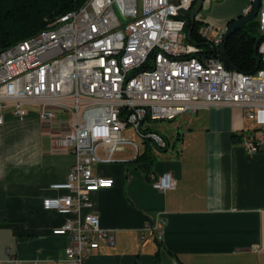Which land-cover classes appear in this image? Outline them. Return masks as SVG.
Masks as SVG:
<instances>
[{
  "label": "crops",
  "instance_id": "1",
  "mask_svg": "<svg viewBox=\"0 0 264 264\" xmlns=\"http://www.w3.org/2000/svg\"><path fill=\"white\" fill-rule=\"evenodd\" d=\"M251 1L203 0L202 22L225 27ZM59 114L44 119L29 106L24 117L6 112L0 124L2 261L67 264L69 239L52 234L67 217L42 206L45 198L66 193L50 185L64 182L75 160L59 144L68 131ZM167 121L150 126L164 137L163 147L137 144L136 157L149 145L152 161L136 159L127 145L116 149V161L92 165L94 175L113 179L110 188L89 195L112 243L98 240L85 264H264V125L225 104ZM240 131L253 133L258 151L243 148ZM123 134L135 137L131 128ZM98 153L107 154L102 147ZM163 172L176 179L174 189L152 187Z\"/></svg>",
  "mask_w": 264,
  "mask_h": 264
},
{
  "label": "built area",
  "instance_id": "2",
  "mask_svg": "<svg viewBox=\"0 0 264 264\" xmlns=\"http://www.w3.org/2000/svg\"><path fill=\"white\" fill-rule=\"evenodd\" d=\"M193 3L92 0L84 15L54 23L41 37L0 52V124L6 112L24 117L29 106H36L44 119L55 112L68 115V131L59 144L70 148L75 160L66 180L50 185L66 193L42 202L44 209L67 217L52 230L69 239L67 264H85L100 239L112 243L89 195L110 188L113 179L94 175L92 165L116 161L113 154L122 146H131L137 156L138 145L124 130L131 128L143 142L163 147L164 137L145 122L171 120L216 104L239 107L248 119L264 125V0L256 15L261 65L254 72L224 67L218 49L227 26L200 29L215 54L204 53L188 39L180 11L189 12ZM239 136L247 152L259 150L253 133L240 131ZM100 147L105 158L99 156ZM151 185L164 192L176 187V179L163 172ZM83 208L89 211L83 213ZM0 264L33 263L10 258Z\"/></svg>",
  "mask_w": 264,
  "mask_h": 264
},
{
  "label": "trees",
  "instance_id": "3",
  "mask_svg": "<svg viewBox=\"0 0 264 264\" xmlns=\"http://www.w3.org/2000/svg\"><path fill=\"white\" fill-rule=\"evenodd\" d=\"M86 1L0 0V52L22 40L36 36L59 16L81 7ZM251 10L250 7L248 11ZM184 21L188 39L200 46L204 53L215 54L217 49L200 36V29L204 23L196 18L193 20L184 18ZM260 36L262 35L259 32L258 21L253 19L225 39V52L233 69L254 72L260 67V56L255 49V41ZM149 150L147 145L145 151L136 159L151 160Z\"/></svg>",
  "mask_w": 264,
  "mask_h": 264
},
{
  "label": "water",
  "instance_id": "4",
  "mask_svg": "<svg viewBox=\"0 0 264 264\" xmlns=\"http://www.w3.org/2000/svg\"><path fill=\"white\" fill-rule=\"evenodd\" d=\"M203 5V0H194L193 3V7L191 8V10L189 12L186 11H180V15L183 18H189V19H195V16L197 15V13L201 10ZM260 5V0H252L251 1V11H247L245 14H241L238 15L236 18H233L232 20L228 21L226 26V32L223 36V41L221 42L219 49H218V53H219V57L224 65V67L226 69H233V65L231 64V62L229 61L227 54L225 52V39L232 34L234 31H236L237 29H239L242 25H244L245 23L253 20L256 18L257 12H258V8ZM190 31V29H189ZM262 37H258L255 41V49H257V45L259 40Z\"/></svg>",
  "mask_w": 264,
  "mask_h": 264
},
{
  "label": "rangeland",
  "instance_id": "5",
  "mask_svg": "<svg viewBox=\"0 0 264 264\" xmlns=\"http://www.w3.org/2000/svg\"><path fill=\"white\" fill-rule=\"evenodd\" d=\"M206 13H207V11H206L204 5H202L201 10L197 13V15L195 16V18L198 19V20L204 21V18H202V17H204L206 15ZM205 26H206V24L204 23L202 25V28L205 27ZM211 35H214L213 34V31H212ZM58 118L61 119V120H63V121H66L67 118H68V115L62 112V114H59L58 115ZM169 122L170 121H167L166 119H161V120H155V121L145 122V124L146 125H149L151 127H154V125H157V124L166 125V124H169ZM134 136L135 137H134L133 140L135 141V143H137L142 148L143 147L142 146L143 143H141V142H143V140L141 138H139L138 135H136V134ZM149 145L152 147V149L156 150V147L151 142L149 143ZM159 152L160 151H158V153Z\"/></svg>",
  "mask_w": 264,
  "mask_h": 264
},
{
  "label": "bare ground",
  "instance_id": "6",
  "mask_svg": "<svg viewBox=\"0 0 264 264\" xmlns=\"http://www.w3.org/2000/svg\"><path fill=\"white\" fill-rule=\"evenodd\" d=\"M91 1L92 0H87L81 7L77 8L75 10H71V11H69V12H67V13L59 16L55 21H53L52 23H50L45 30L41 31L40 33H38L36 36H34L32 38L41 37L46 30H48L51 26L54 25V23L65 24L68 21L69 17H72L74 15H84V13L88 10V6H90ZM21 42L16 43L15 45H13L11 47L18 46V45H20ZM11 47H9L7 49H10Z\"/></svg>",
  "mask_w": 264,
  "mask_h": 264
}]
</instances>
